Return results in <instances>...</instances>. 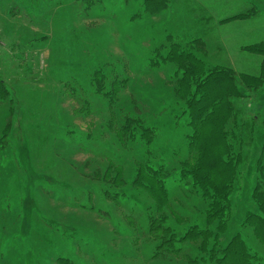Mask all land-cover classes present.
Segmentation results:
<instances>
[{
  "label": "trees",
  "instance_id": "trees-1",
  "mask_svg": "<svg viewBox=\"0 0 264 264\" xmlns=\"http://www.w3.org/2000/svg\"><path fill=\"white\" fill-rule=\"evenodd\" d=\"M132 1L71 0L70 9L79 20L91 12L109 20V9ZM143 6L142 12L152 16L169 9L170 0H146ZM258 14L251 6L226 21L247 22ZM139 16L136 12L131 19ZM180 44L163 45L152 54V65L158 58L174 62L167 73L171 84L161 94L143 86L133 65L112 54L90 68L89 89L75 77L57 88L70 101L55 127L56 144H62H57L60 150L55 154L63 164L57 172L71 175L65 182L82 178L83 184H39L37 198L48 213L58 220L60 209L76 211L63 221L80 228L75 236L62 233L65 240L56 241L61 252L50 264H264V145L254 168L252 198L257 211L248 212L242 223L250 244L243 232L226 245L219 244L233 218L232 189L243 162L235 100L260 90L262 67L256 75L239 74L231 67L207 69ZM243 48L264 62V41ZM7 87L0 78V106L7 105L14 114L19 105ZM166 99L182 106L188 117L182 145L169 155L161 153L160 132L150 124L151 116L160 117L163 106L158 105ZM144 107H151L153 115L147 116ZM71 109L76 111L73 121H88L87 133L68 120ZM13 126L7 117L0 135V197L5 185L3 159L7 154L8 160L13 150ZM12 194L7 191L5 200Z\"/></svg>",
  "mask_w": 264,
  "mask_h": 264
},
{
  "label": "rangeland",
  "instance_id": "rangeland-1",
  "mask_svg": "<svg viewBox=\"0 0 264 264\" xmlns=\"http://www.w3.org/2000/svg\"><path fill=\"white\" fill-rule=\"evenodd\" d=\"M145 1L133 0L127 6L108 8L109 20L100 12H91L79 20L70 9L71 0H0V78L19 105L14 114L7 110V105L0 106V135L7 117L11 116L14 123L10 137L13 150L8 160L7 154L3 159L0 264H50L61 252L56 241L65 240L62 233L75 236L80 229L69 224L67 227L63 221L68 213L76 211L60 209L59 222L37 198L39 184H83L82 178L65 182L64 178L71 175L67 172L59 176L57 172L63 164L55 154L60 150L57 144H61H56L59 128L55 127L63 118L61 109L70 104L58 91L59 85L75 77L89 89L90 68L98 67L112 54L133 65L143 86L153 87L161 94L171 84L167 73L173 71L174 62L158 58L157 65H152L150 60L157 48L177 42L188 54L201 59L207 69L231 67L239 74L256 75L262 67L260 90L248 93L243 88L248 94L235 100L243 162L237 168L232 189L233 218L226 234L219 239L224 246L243 232L250 244V235L242 230V223L248 212L257 211L252 192L256 186L255 164L264 145V62L262 56L243 47L264 41V0H170L169 9L152 16L142 12ZM251 6L259 14L249 21H226ZM136 12L141 16L132 20ZM197 40L202 42L192 46L191 42ZM153 67L163 71L157 72ZM194 87L195 84L193 92ZM175 94L180 99V93ZM169 97L175 96L170 93ZM151 107L143 108L147 116L153 115ZM158 107L162 113L159 111L158 118L151 116L150 124L160 132L161 153L169 155L173 147H181L188 117L172 99ZM75 112H68V120L73 121ZM86 121H73L82 134L88 132ZM7 191L13 194L5 200ZM55 206L54 203L52 207ZM106 253L105 259L110 260L111 255Z\"/></svg>",
  "mask_w": 264,
  "mask_h": 264
}]
</instances>
